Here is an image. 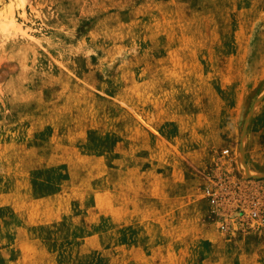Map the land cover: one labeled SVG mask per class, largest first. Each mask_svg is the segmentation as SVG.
<instances>
[{"label": "rangeland", "instance_id": "rangeland-1", "mask_svg": "<svg viewBox=\"0 0 264 264\" xmlns=\"http://www.w3.org/2000/svg\"><path fill=\"white\" fill-rule=\"evenodd\" d=\"M0 264H264V0H0Z\"/></svg>", "mask_w": 264, "mask_h": 264}, {"label": "built area", "instance_id": "built-area-1", "mask_svg": "<svg viewBox=\"0 0 264 264\" xmlns=\"http://www.w3.org/2000/svg\"><path fill=\"white\" fill-rule=\"evenodd\" d=\"M227 151L228 150L226 149L223 151V153H226ZM206 193L209 196L211 203H215L217 201L218 194L216 193V191L214 189H211L210 187H208ZM254 213L256 214L257 212L254 211Z\"/></svg>", "mask_w": 264, "mask_h": 264}]
</instances>
